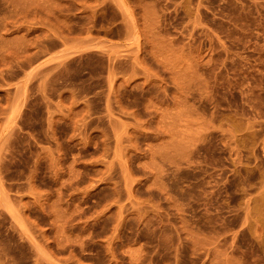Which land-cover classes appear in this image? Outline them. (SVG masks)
Listing matches in <instances>:
<instances>
[{
	"label": "rangeland",
	"instance_id": "obj_1",
	"mask_svg": "<svg viewBox=\"0 0 264 264\" xmlns=\"http://www.w3.org/2000/svg\"><path fill=\"white\" fill-rule=\"evenodd\" d=\"M0 264H264V0H0Z\"/></svg>",
	"mask_w": 264,
	"mask_h": 264
}]
</instances>
